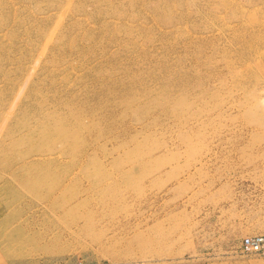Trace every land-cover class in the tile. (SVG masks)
Returning <instances> with one entry per match:
<instances>
[{
	"label": "rangeland",
	"instance_id": "1",
	"mask_svg": "<svg viewBox=\"0 0 264 264\" xmlns=\"http://www.w3.org/2000/svg\"><path fill=\"white\" fill-rule=\"evenodd\" d=\"M264 0H0V264H264Z\"/></svg>",
	"mask_w": 264,
	"mask_h": 264
},
{
	"label": "built area",
	"instance_id": "2",
	"mask_svg": "<svg viewBox=\"0 0 264 264\" xmlns=\"http://www.w3.org/2000/svg\"><path fill=\"white\" fill-rule=\"evenodd\" d=\"M240 249L245 256H264V234L244 238Z\"/></svg>",
	"mask_w": 264,
	"mask_h": 264
}]
</instances>
